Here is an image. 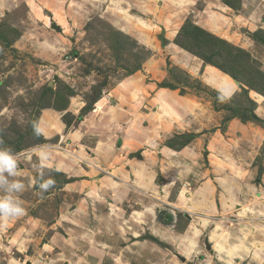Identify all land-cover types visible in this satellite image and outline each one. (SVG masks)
<instances>
[{
	"label": "rangeland",
	"instance_id": "rangeland-1",
	"mask_svg": "<svg viewBox=\"0 0 264 264\" xmlns=\"http://www.w3.org/2000/svg\"><path fill=\"white\" fill-rule=\"evenodd\" d=\"M127 79L157 86L137 112L152 130L160 122L169 141L182 131L212 140L196 139L199 155L183 166L164 157L177 178L167 203L141 217L131 214L138 201L106 204L84 184L67 188L79 176L61 167L70 158L89 168L90 156L105 167L107 148L97 147L120 143L107 130L112 111L120 124L134 117ZM50 110L63 134L37 137L32 121ZM0 146L18 156L26 209L0 219V264H264V0H0ZM40 155L52 165L43 178L56 181L47 191L33 167ZM157 161L148 165L158 171ZM183 187L186 199L211 187L205 206L176 205Z\"/></svg>",
	"mask_w": 264,
	"mask_h": 264
},
{
	"label": "crops",
	"instance_id": "crops-1",
	"mask_svg": "<svg viewBox=\"0 0 264 264\" xmlns=\"http://www.w3.org/2000/svg\"><path fill=\"white\" fill-rule=\"evenodd\" d=\"M215 68L209 66L207 69V75L209 76V71L210 69ZM216 69V68H215ZM207 76V78H208ZM128 78H131L128 77ZM225 78H229L225 76ZM232 80V79H231ZM233 81V80H232ZM144 83H139L136 82V84L133 82L131 79H127L123 86V91L125 88H128V93L130 97V103L131 105L127 108L130 114H134L132 117L131 115L123 114V123L120 124L121 117L119 115L115 114V111H112V117L107 120V130L111 131V137L114 135L119 136L120 138V143L118 144V149L114 147L112 148L111 142H106L103 145H99L97 148L100 147L101 151H104L106 148V151L102 155L104 158L109 157V161L106 162L105 167L100 168V166H97L95 164L96 159L99 158H94V157H88L91 158L89 159V165L91 167L82 169V168H75L74 164L72 165V160L68 158L67 160L62 161V170L65 171V174H69V176H72V178L79 176V179L73 181L71 180L69 183L66 184L67 188H75L77 184H84L89 191V195L95 197L96 199H99L101 202H113V204H117V200L119 199H128V200H134L135 202H139L142 209L139 211H132V215H139L140 217L143 214H148L155 212L157 208L159 207L158 202H164L167 203V195L169 194L168 189L166 188L169 185L168 179H171V177H174L175 179L177 178L176 175H174L172 172L168 171L167 165L163 163L165 160L164 157L169 158H176V164L180 163V166H183V162L186 161L189 157L196 156L198 157L199 152L195 147L196 144V139L197 140H203L201 137L196 136L195 134L191 139L190 142H188L185 146L181 147L180 149L174 148L172 146H169L167 140L169 138V133L173 130L169 129L167 126V118L164 120V124L167 127H163L160 131L157 129L159 122L155 124V128L152 130V123H148V126L146 125V119H150L148 117V113L145 114L143 117L142 115L138 114L137 112L140 111L142 107V103H144L147 98L151 95L150 92L153 91L152 87L153 84H145L147 86H143ZM143 87V92L140 94L137 92H140L141 88ZM157 88V86H155ZM154 87V88H155ZM166 91V90H163ZM161 92V91H160ZM159 92V93H160ZM158 93V94H159ZM112 97V96H111ZM126 98V94L125 97ZM159 96L157 95V100L162 102V99H158ZM112 99V98H111ZM101 103V101H100ZM99 104V103H98ZM101 105V104H99ZM101 108V107H100ZM105 108V107H104ZM103 108V109H104ZM115 109V108H113ZM116 110V109H115ZM98 111V110H97ZM109 117V116H108ZM138 118V119H136ZM141 124V127L139 125ZM183 127L185 124L183 123ZM110 127V128H109ZM121 129L122 132H119V128ZM137 127V128H136ZM176 127H178L176 125ZM178 129V128H177ZM91 130V129H90ZM191 130H187V132H190ZM152 132H154V135H152ZM181 132V130H180ZM165 138V144L159 146V150L157 149H152L153 147L157 148L159 144H161L160 139L162 138L160 135H162ZM121 134V135H120ZM184 134V131L181 132L182 135ZM191 134V133H190ZM193 134V133H192ZM77 138L81 137L79 136L80 134H74ZM201 138V139H200ZM167 140V141H166ZM205 142L209 141V143L212 142L211 138L207 137V139H204ZM209 147V146H208ZM117 149V150H116ZM122 150L125 152L122 153ZM157 150V156L154 158L152 156V152ZM137 151L132 158H130V154L134 153ZM89 154V153H88ZM78 155L81 160L86 161L88 158H82L84 156ZM95 159V160H94ZM160 160L162 162L161 167L157 171V167H152L149 166L148 163ZM103 159L100 158V163H102ZM106 161V160H105ZM87 162V161H86ZM158 162V161H157ZM160 162V163H161ZM102 165V164H101ZM163 165V166H162ZM181 169L178 168L177 165L175 167L177 168V171L180 173L184 174V169L180 167ZM91 168H98L102 169V171L99 170L98 174V179H91L90 175L93 173V169ZM112 169V172L109 174V179L106 177L103 173V170L106 169ZM188 168V167H187ZM194 169L197 170V168H192L193 172ZM259 170V167L257 170L253 169L254 173H257ZM161 174L162 177H164L163 184L160 185L157 182V175ZM95 175V174H94ZM119 175V176H118ZM110 176H114L117 178V180L112 179ZM161 177V176H160ZM111 178V179H110ZM83 179V181H79ZM262 183H264V174L262 176ZM210 183H207L205 186H209ZM185 187H183L180 192L177 195L176 201L174 202L176 205L181 207L180 205H183L184 203L189 205V207H192L193 205H204L205 206V201L204 199L210 195V190L211 187L207 188V190L204 192V195L196 194L192 195L189 199H186L182 197V192L184 191ZM188 191V190H187ZM202 189H200V192ZM199 192V193H200ZM187 193V192H186ZM112 199V201H111ZM164 200V201H163ZM191 201V202H190ZM170 203V201L168 202ZM192 205V206H191ZM177 206V207H178ZM115 207V205H113ZM159 209V208H158ZM138 216V217H139Z\"/></svg>",
	"mask_w": 264,
	"mask_h": 264
},
{
	"label": "clouds",
	"instance_id": "clouds-1",
	"mask_svg": "<svg viewBox=\"0 0 264 264\" xmlns=\"http://www.w3.org/2000/svg\"><path fill=\"white\" fill-rule=\"evenodd\" d=\"M218 99L220 102H224L223 97H218ZM32 124L37 137L46 134L42 120H34ZM19 165L20 162L15 151L11 147L0 146V189H3L4 193L0 195V219L17 218L26 213V209L18 198V194L22 193L25 188L23 181L18 178L20 175ZM33 167L37 170L41 191H47L56 184L55 179L51 176L47 179L43 178V169L45 167L52 168V165L48 163L47 155H40L39 165L33 164ZM56 170L59 171L58 168Z\"/></svg>",
	"mask_w": 264,
	"mask_h": 264
},
{
	"label": "bare ground",
	"instance_id": "bare-ground-1",
	"mask_svg": "<svg viewBox=\"0 0 264 264\" xmlns=\"http://www.w3.org/2000/svg\"><path fill=\"white\" fill-rule=\"evenodd\" d=\"M81 104H82L81 101L76 97L73 100L72 107L78 108ZM40 120L43 121V127L45 128L46 134L44 136L49 138V137H52L56 133H62L63 124L59 120V118L56 116L53 110L44 112Z\"/></svg>",
	"mask_w": 264,
	"mask_h": 264
},
{
	"label": "trees",
	"instance_id": "trees-1",
	"mask_svg": "<svg viewBox=\"0 0 264 264\" xmlns=\"http://www.w3.org/2000/svg\"><path fill=\"white\" fill-rule=\"evenodd\" d=\"M209 61H211V62H214V59L212 58V57H208L207 58ZM169 87V86H168ZM173 87V86H172ZM237 115H238V117L241 119V120H243V121H245L248 117L246 116V114H244V111H242L240 114H239V112H235ZM193 137H195L194 136V134H182V135H178L176 138H174L173 140H170V141H168L167 142V144L169 145V146H172V147H176L177 149L179 148H181V147H183V146H185L188 142H190L191 141V139L193 138ZM178 141L177 142V144H176V142H173V141Z\"/></svg>",
	"mask_w": 264,
	"mask_h": 264
}]
</instances>
